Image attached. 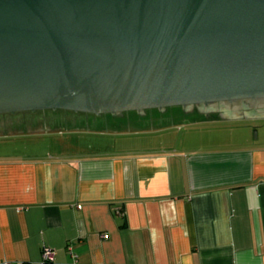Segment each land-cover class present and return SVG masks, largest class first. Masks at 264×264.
Segmentation results:
<instances>
[{
    "label": "crops",
    "instance_id": "obj_1",
    "mask_svg": "<svg viewBox=\"0 0 264 264\" xmlns=\"http://www.w3.org/2000/svg\"><path fill=\"white\" fill-rule=\"evenodd\" d=\"M22 113L0 116V135L133 138L217 124L197 141L184 136L161 148L1 152L0 264H42L45 248L56 252L55 264H264V138L221 124L257 118L220 120L176 107L123 116Z\"/></svg>",
    "mask_w": 264,
    "mask_h": 264
},
{
    "label": "water",
    "instance_id": "obj_2",
    "mask_svg": "<svg viewBox=\"0 0 264 264\" xmlns=\"http://www.w3.org/2000/svg\"><path fill=\"white\" fill-rule=\"evenodd\" d=\"M172 107L264 118V0H0V114Z\"/></svg>",
    "mask_w": 264,
    "mask_h": 264
},
{
    "label": "rangeland",
    "instance_id": "obj_3",
    "mask_svg": "<svg viewBox=\"0 0 264 264\" xmlns=\"http://www.w3.org/2000/svg\"><path fill=\"white\" fill-rule=\"evenodd\" d=\"M176 108H182V107H176ZM45 112H52V111H45ZM66 112L74 113L70 111H66ZM22 114L25 113L22 112L18 113L17 116ZM80 114H84V113H80ZM0 116L2 118L12 117L10 114H0ZM214 124L217 123L206 122L200 124L201 126L199 124H194L191 126L179 125L178 127L176 126L165 130H156L154 132L152 130L137 132V135H135V133H132L133 134L132 136L135 135L133 138H130V136H125L127 135L126 133L122 134L124 136H118L116 134L115 135L99 134L95 132L88 133L85 131L71 132L69 130H63V132L61 133L59 131L55 133L52 132L46 135L44 134H33L29 136L0 135V153L3 151H8V152H15L16 154L28 152L30 154L38 153L40 155L49 152L85 154V153L110 152V151H117L120 149L136 148L142 146L145 148H161L162 145L174 146L177 143L180 144L184 140V136H187L186 138L187 142L197 141L196 138L197 134L203 129L213 127ZM221 124H223V126H230L229 131L233 127L232 130L234 134H238L241 131L239 125H245L248 126L246 128H248L247 130H249L252 139H258L255 140L258 142V141H262L264 138V118L234 121V122L223 121L221 122ZM67 128L68 127H65V129ZM215 131L217 130H214V132ZM203 132H206L204 133V135H206L207 137H209L210 136L209 134H211L209 133V131L208 132L203 131ZM259 135L261 136V139H259Z\"/></svg>",
    "mask_w": 264,
    "mask_h": 264
},
{
    "label": "built area",
    "instance_id": "obj_4",
    "mask_svg": "<svg viewBox=\"0 0 264 264\" xmlns=\"http://www.w3.org/2000/svg\"><path fill=\"white\" fill-rule=\"evenodd\" d=\"M109 236L106 235L105 238L107 239ZM55 255L56 252L50 248H45L43 251V262L42 264H55Z\"/></svg>",
    "mask_w": 264,
    "mask_h": 264
},
{
    "label": "flooded vegetation",
    "instance_id": "obj_5",
    "mask_svg": "<svg viewBox=\"0 0 264 264\" xmlns=\"http://www.w3.org/2000/svg\"><path fill=\"white\" fill-rule=\"evenodd\" d=\"M198 109H200L199 107H197Z\"/></svg>",
    "mask_w": 264,
    "mask_h": 264
}]
</instances>
